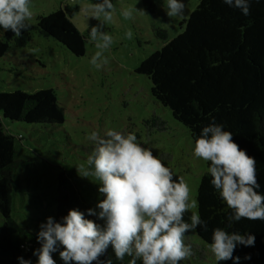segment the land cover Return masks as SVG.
Instances as JSON below:
<instances>
[{
  "label": "trees",
  "instance_id": "obj_1",
  "mask_svg": "<svg viewBox=\"0 0 264 264\" xmlns=\"http://www.w3.org/2000/svg\"><path fill=\"white\" fill-rule=\"evenodd\" d=\"M143 1L146 11L152 12L154 2ZM73 11H77V7L64 6L47 15H37L35 23L20 37L0 28V58L10 45L25 47L34 33L57 42L76 56L83 55L85 38L67 16ZM183 22V31L142 60L135 72L150 81L151 97L170 110L171 117L186 128L193 144L201 129L213 120L232 132L234 142L256 159L260 184L257 191L264 194V0H253L247 16L223 0H198ZM157 34L166 38L165 30H158ZM5 121L29 125L44 139L55 142L59 141L54 134L61 133L65 147L71 146L72 141L62 127L64 108L52 88L32 93L0 92V264H19L17 258L21 256L36 264L33 250L40 246L36 239L40 224L18 223L12 215L17 213L13 211V201L17 199L15 193L23 194L19 183L22 178L27 182L31 179V183L33 180L38 183L42 178L50 181V178L44 175L37 178L21 170L27 162L23 157L27 149L21 144L22 135L11 133ZM23 128L27 130L26 126ZM29 138L34 140L35 137L29 135ZM41 152L51 154L44 148ZM206 166L208 168V162ZM211 179L207 171L197 185L198 208L195 210L208 228L204 231L198 227L195 235L208 245L217 227L242 235L251 233L255 236L254 246L237 245L233 255L240 257L239 264H264V220L241 219L229 228L227 217L231 209L222 201ZM43 194L36 205L25 208L24 219L46 220L52 216L62 222L61 217L70 208L87 216L86 209L91 207L73 177L64 171L54 180L50 193ZM47 196L49 202L43 204ZM88 218L103 223L95 216ZM246 254L250 259L244 258ZM52 255L56 264H64L59 249ZM107 257H111L113 264H128L131 259L126 256L119 261L111 249ZM214 264H234V261L214 259Z\"/></svg>",
  "mask_w": 264,
  "mask_h": 264
},
{
  "label": "clouds",
  "instance_id": "obj_2",
  "mask_svg": "<svg viewBox=\"0 0 264 264\" xmlns=\"http://www.w3.org/2000/svg\"><path fill=\"white\" fill-rule=\"evenodd\" d=\"M139 2L136 0L135 5ZM230 7L238 8L245 16L250 15L253 0H223ZM130 5L121 9L125 20L134 13L144 11ZM89 24V40L96 51L89 63L100 70L109 63L106 55L114 44V37L105 26L114 22L116 6L112 0H98L85 9ZM183 0H167L165 14L169 18L184 15ZM33 18L32 0H0V28L20 37L30 27ZM133 38L131 29L125 32ZM92 150L81 163V177L92 176L98 183L102 199L82 212L70 208L58 222L52 216L39 225L36 239L39 247L33 250L36 264H56L53 253L59 249L64 264H113L107 257L111 249L115 258L128 264H181L192 256L190 244L185 243L186 234L201 227L207 231V223L197 211L198 201L191 196L188 183L173 175L151 149L143 147L131 132L107 129L102 135L93 130L87 135ZM194 156L208 162L211 183L231 213L228 227L241 219L264 220V194L257 191L256 159L247 154L233 140V133L213 120L201 129L193 148ZM191 213L187 219L186 214ZM95 216L96 220L88 217ZM251 233L228 232L215 228L208 248L217 262L233 260L239 264L240 257L233 253L237 245L254 246ZM104 257V259H102ZM245 259H250L245 255ZM19 264H32L22 256Z\"/></svg>",
  "mask_w": 264,
  "mask_h": 264
},
{
  "label": "rangeland",
  "instance_id": "obj_3",
  "mask_svg": "<svg viewBox=\"0 0 264 264\" xmlns=\"http://www.w3.org/2000/svg\"><path fill=\"white\" fill-rule=\"evenodd\" d=\"M152 1L153 11L147 12L143 0L136 5V0H112L116 16L112 24L105 26V31L113 35L114 44L106 53L109 63L97 70L89 63L96 49L88 38L89 24L97 21H88L84 9L98 0H32L33 18L27 21L29 25L35 23L37 15H47L59 7H77V11L68 12L67 16L84 36L85 51L83 55L76 56L57 42L34 33L25 47L10 45L0 58V92L20 90L32 93L52 88L64 108L62 127L72 141L71 146L65 147L61 133L54 134L59 141L55 142L44 139L29 125L5 121L11 133L22 135L21 144L27 149H23L27 162L21 170L37 175V178L39 175L50 178V181L42 178L38 183L34 180L31 183V179L27 182L24 178L19 181L23 194L15 193L17 199L13 201V211L17 213H12L18 223L33 225L45 222L44 219H24L22 212L26 207L36 205L43 198V193H50L54 180L62 171L73 177L92 208L103 198L98 193L99 181L92 176L84 178L78 175V166L85 162L92 150L87 135L93 130L102 135L107 129L135 134L138 143L151 149L175 177H182L188 183L195 199L199 179L208 169L206 162L194 156V144L186 128L171 117L167 107L154 101L150 94V81L135 69L154 50L183 31V21L195 9L198 0H183L185 12L180 18L166 16L167 0ZM130 5L144 11L136 12L132 19L125 20L120 12ZM129 29L133 32L131 40L125 37ZM158 30H165V39L158 36ZM25 126L27 130L23 128ZM29 135L35 137L34 140ZM41 148L50 150L53 155L42 153ZM45 199L43 204L49 202V196ZM190 214H186L185 219ZM185 243L191 245L193 254L181 264H214L215 258L207 244L194 231L186 234Z\"/></svg>",
  "mask_w": 264,
  "mask_h": 264
}]
</instances>
